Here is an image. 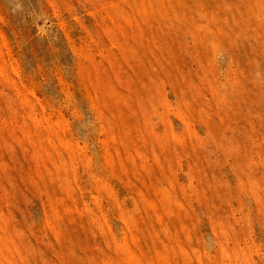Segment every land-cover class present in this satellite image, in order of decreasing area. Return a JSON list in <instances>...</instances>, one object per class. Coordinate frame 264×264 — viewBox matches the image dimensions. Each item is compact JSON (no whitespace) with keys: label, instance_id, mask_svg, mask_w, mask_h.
Masks as SVG:
<instances>
[{"label":"rangeland","instance_id":"obj_1","mask_svg":"<svg viewBox=\"0 0 264 264\" xmlns=\"http://www.w3.org/2000/svg\"><path fill=\"white\" fill-rule=\"evenodd\" d=\"M0 264H264V0H0Z\"/></svg>","mask_w":264,"mask_h":264}]
</instances>
